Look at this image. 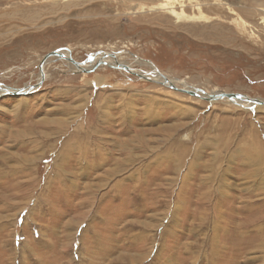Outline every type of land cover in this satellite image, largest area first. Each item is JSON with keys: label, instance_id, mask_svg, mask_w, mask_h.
Returning a JSON list of instances; mask_svg holds the SVG:
<instances>
[{"label": "rangeland", "instance_id": "1", "mask_svg": "<svg viewBox=\"0 0 264 264\" xmlns=\"http://www.w3.org/2000/svg\"><path fill=\"white\" fill-rule=\"evenodd\" d=\"M0 86V264H264V106L180 90L264 100V0H0Z\"/></svg>", "mask_w": 264, "mask_h": 264}, {"label": "bare ground", "instance_id": "2", "mask_svg": "<svg viewBox=\"0 0 264 264\" xmlns=\"http://www.w3.org/2000/svg\"><path fill=\"white\" fill-rule=\"evenodd\" d=\"M60 52V57L61 58H63V59H65V60H67V61H69V64L70 65H73V66H75L76 67V70L78 69V71L79 72H84L87 68H90V67H92V65L91 64H86V65H84V64H82V65H79V66H77V65H75V64H73V62L70 60V58H72V56H71V53H70V50L67 48V49H64V50H60L59 51ZM97 56V55H96ZM100 58L101 59H103V62H104V64H109V63H114V64H116V65H118V67H121L122 65H124L125 63H123V62H120L119 60H117V59H115V58H112V57H110V56H105V55H101L100 56ZM43 59H44V57H43ZM43 59L41 60V63H42V61H43ZM53 59V58H52ZM101 59H99L98 57H94L93 59H92V62H93V64H94V62L95 63H97L99 60H101ZM51 60V58L50 59H47L46 61H45V63H43V65H42V67H41V64H40V67H41V72H42V74H43V68H44V65H46L49 61ZM128 67V69H129V71L130 72H133V73H136V71L134 70V69H131L132 67L130 66H127ZM159 74H160V76L163 78V79H165L164 81L165 82H170V80L169 79H166V77H164L163 76V74L161 73V72H159ZM168 80V81H167ZM164 82V83H165ZM170 83H172V84H170ZM170 83H167L168 84V86L169 87H171V88H173V89H176V86L173 84V81H171ZM174 86H175V88H174ZM33 88V87H32ZM31 88V89H32ZM34 89H35V87H34ZM33 89V90H34ZM186 89V88H185ZM0 90H1V92L3 91V92H7V93H10L11 91H13V89H11V88H9V87H5V86H0ZM30 92L31 90H27V89H25L24 90V92L26 93V92ZM193 92H196V91H193ZM218 92H215V93H206V94H200V96L199 97H203V98H206V99H209V100H211V99H215V98H213L216 94H217ZM248 98H252V97H249V96H243V99H239V98H233V99H227V100H229V101H232L233 103H238V104H244V106H250V105H253V103L252 102H250V100L248 99ZM222 98H220V99H215V100H221ZM224 99H226V98H224ZM223 100V99H222ZM264 100H261V103H259V104H257L256 106L258 107V106H264V102H263ZM247 103V104H246Z\"/></svg>", "mask_w": 264, "mask_h": 264}, {"label": "water", "instance_id": "3", "mask_svg": "<svg viewBox=\"0 0 264 264\" xmlns=\"http://www.w3.org/2000/svg\"><path fill=\"white\" fill-rule=\"evenodd\" d=\"M64 49H67V48H61V49H57V50H54V51H52V52H50V53H48V54H46V56L44 57V59H43V61H42V63H41V67H42V65H43V63H45V61L47 60V59H50V58H52V57H60V50H64ZM106 51H104L103 52V54H105V56L106 55H115V52H113V53H111V52H106ZM101 54V53H100ZM90 58H92L91 56L89 57V59ZM70 60L73 62V64H75V65H77V66H79V65H82V64H85L84 62H77V61H74L72 58H70ZM91 61V60H90ZM104 64V62H103V59H101V60H99L97 63H95V65H93L92 67H90V68H87L84 72H91V71H94L95 69H97L98 67H100L101 65H103ZM122 68H124V69H127V70H129L128 69V67L126 66V65H122L121 66ZM174 88H175V86H174ZM177 89V88H176ZM180 90H182V91H186V92H190V93H192L194 96H197V97H199L200 96V94L198 93V92H193V91H190V90H187V89H180ZM21 93L22 91H19V90H17V91H11L10 93ZM213 98H217V99H220V98H222V99H224V98H226V99H233V98H239V99H243V96L241 95V94H234V93H227V92H218ZM249 100H250V102H252L253 103V107L254 106H256L257 104H259V103H261V100L260 99H257V98H248ZM264 102V101H263ZM264 104V103H263Z\"/></svg>", "mask_w": 264, "mask_h": 264}]
</instances>
